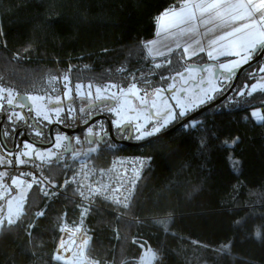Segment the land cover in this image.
Listing matches in <instances>:
<instances>
[{
  "label": "trees",
  "instance_id": "16d2710c",
  "mask_svg": "<svg viewBox=\"0 0 264 264\" xmlns=\"http://www.w3.org/2000/svg\"><path fill=\"white\" fill-rule=\"evenodd\" d=\"M183 1L0 0V89L32 92L69 69L72 83L126 84L108 78L146 70L145 43L155 35L157 17ZM177 55L169 56L171 71L133 83L145 91L166 89L185 70ZM257 63L223 102L192 121L196 126L117 149L150 157L120 216L101 205L83 222L75 201L58 196L45 205L34 183L17 221L0 227V264H83L54 258L63 226L82 222L90 238L86 264H136L141 245L151 249L153 264H264V121L255 123L252 105L246 106L261 109L264 94L236 96ZM111 153L103 148L99 157ZM41 164L49 181L60 180L62 163Z\"/></svg>",
  "mask_w": 264,
  "mask_h": 264
},
{
  "label": "rangeland",
  "instance_id": "374dc122",
  "mask_svg": "<svg viewBox=\"0 0 264 264\" xmlns=\"http://www.w3.org/2000/svg\"><path fill=\"white\" fill-rule=\"evenodd\" d=\"M212 4H217L219 7L208 8ZM241 5L243 7H240ZM165 13L169 16L165 17ZM173 13L176 15L173 16ZM249 13L251 16L248 15ZM162 17H164L163 21H161ZM235 17L243 18L234 19ZM155 25L154 37L145 43L147 57L144 60L148 62L146 70L140 68L138 72L133 71L124 78H117V76L108 78V80H122L126 84L121 82L94 85L72 83L69 77L71 69L67 73L59 71L58 74H51L44 86L28 92L30 104L33 105L31 115L36 119V123H42L46 115L65 111L68 106L53 109L51 107L69 98L81 99L84 101L83 105L88 101L111 100L114 102L110 110L113 123L117 128L125 123L133 124L135 135L140 139L147 136L143 132L145 127L154 122L150 115L160 117L163 112L169 113L164 122L159 124L155 122L157 127H152L153 130H151L154 134L160 127L176 117L193 113L212 102L222 88L230 83L228 73L255 58L259 46L257 42L264 41V0H241L234 6L229 3V0H185L159 15ZM175 52L181 55V57L177 56L185 70L177 74L166 89L145 91L142 86L139 87V84L137 86V82L133 83L145 76L160 74L165 69L171 71L172 61L169 56ZM194 66L202 67V69ZM112 75L108 73V76ZM163 76L161 80L167 78V71ZM245 80L236 94L239 99L255 93L264 94V55L257 65L248 71ZM168 90L173 91L174 94L166 93ZM16 93L17 90L14 89H0V103L11 102ZM255 104H246V106L252 105L249 109L250 118L255 123L261 124L264 121L263 107L260 109ZM196 124L192 122L184 126V130ZM76 148L98 152L97 146ZM76 148L73 150L76 151ZM56 151L55 146L53 149L38 151L34 155L28 153L11 156L0 153V160L11 165H20L27 160L47 163L55 160ZM231 165L237 172L238 161H232ZM33 184V181L17 175H11L7 184L0 183V222H2L0 227L3 224H12L8 222L9 220L17 221ZM67 228L79 238L87 237L88 246L85 253L88 254L90 238L85 234L83 227L78 226L73 229L63 226L62 231ZM141 247L142 251L136 264H153L155 256L151 249L144 245ZM71 249V255L67 260L79 258L80 243L75 244ZM88 261L90 262L87 259L83 264L89 263Z\"/></svg>",
  "mask_w": 264,
  "mask_h": 264
},
{
  "label": "flooded vegetation",
  "instance_id": "af4514ba",
  "mask_svg": "<svg viewBox=\"0 0 264 264\" xmlns=\"http://www.w3.org/2000/svg\"><path fill=\"white\" fill-rule=\"evenodd\" d=\"M219 74L217 75V77ZM234 78V74L228 75L230 85ZM227 85V84H226ZM166 93L174 94L173 91ZM26 96L29 101V94L17 91L11 102L3 101L0 103V114H3L4 121L1 126L0 153L7 155H23L36 154L38 151L57 148L55 163H58L65 155L67 149L70 151L78 146L98 147L101 149L113 147L120 149L124 147L136 148L129 144L123 145L119 142L136 144L144 142L156 135H159L172 128L184 117L178 116L174 120L160 127L157 132L152 134V127L164 122L168 116V112H163L160 117L151 116L152 121L143 132L147 134L143 139L135 135L134 125L125 123L118 127L113 123L110 110L114 106V102L109 99H103L97 102H87L82 104L81 99L69 98L64 102L52 105L53 108L66 107L65 111L52 113L44 116L42 123L37 124L31 112L33 105L29 107L22 102L21 97ZM30 103V101H29ZM41 113V112H40ZM95 116H101L100 119L90 124L80 134H73L76 129H81ZM183 117V118H182ZM157 122V124H155ZM154 123V124H153ZM50 128L52 130L50 131ZM16 134V135H15ZM147 144V143H146ZM145 145V144H144ZM143 146V145H141ZM140 147V146H137ZM52 161V162H53Z\"/></svg>",
  "mask_w": 264,
  "mask_h": 264
},
{
  "label": "built area",
  "instance_id": "2783aa9c",
  "mask_svg": "<svg viewBox=\"0 0 264 264\" xmlns=\"http://www.w3.org/2000/svg\"><path fill=\"white\" fill-rule=\"evenodd\" d=\"M107 149L113 151L106 157H99L95 151L72 149L66 158L58 161L62 163V174L57 182L47 179L48 167L39 162L27 160L11 165L0 160V183L7 184L11 175L31 180L39 186L45 205L58 196L72 199L83 209V222L92 208L101 205L109 206L120 216V211L131 204L136 185L150 165V157L117 153L113 147Z\"/></svg>",
  "mask_w": 264,
  "mask_h": 264
},
{
  "label": "water",
  "instance_id": "95a60500",
  "mask_svg": "<svg viewBox=\"0 0 264 264\" xmlns=\"http://www.w3.org/2000/svg\"><path fill=\"white\" fill-rule=\"evenodd\" d=\"M258 54L255 56V58H253L250 62L246 63L245 65H243L242 67H240L239 69L237 70H233L231 73L234 74V78L232 80V83L231 85L229 86V88L226 90V92L221 95L219 98H217L216 100L210 102L209 104L197 109L196 111H194L193 113H190L188 116L184 117L181 121H179L176 125H174L172 128L168 129L167 131L159 134V135H156L144 142H141V143H136V144H130V143H126V142H119L123 145H126V144H129L131 146H141V145H144L150 141H153L159 137H162L164 135H167V134H170L174 131H176L177 129L185 126L186 124L188 123H192V121L197 117L199 116L200 114L206 112L207 110L211 109V108H214L215 106L219 105L221 102H223L230 94L231 92L233 91L234 87L236 86L237 82H238V79L240 77V75L242 74V72L244 70H246L247 68H249L250 66L256 64L257 62H259L261 60V58L263 57L264 55V45H259L257 47V50ZM194 67H198V66H194ZM200 68V70L202 69V67H198ZM231 73H228V75H230ZM22 99V102L25 104V105H28L29 107H31L28 99L26 96H22L21 97ZM101 116H95L93 117L92 119L89 120V122L87 124H85L81 129H76L75 131H73L72 133L73 134H80L85 128H87L90 124H92L93 122L97 121L98 119H100ZM4 121V116L3 114H0V131H1V126H2V122ZM52 130V128H50V131ZM16 135V134H15ZM0 141L2 142L1 140V133H0ZM70 152V149H67L66 150V153H69Z\"/></svg>",
  "mask_w": 264,
  "mask_h": 264
},
{
  "label": "bare ground",
  "instance_id": "6f19581e",
  "mask_svg": "<svg viewBox=\"0 0 264 264\" xmlns=\"http://www.w3.org/2000/svg\"><path fill=\"white\" fill-rule=\"evenodd\" d=\"M85 241H87V244L84 243ZM62 243L64 244L63 249H61V247H60V245ZM77 243H80V246H81V250L78 251L79 252V258H77V259L74 258L72 260H74L75 262H78V263H85L87 261V259L89 260V258L87 257V255L85 253L86 248L88 246L87 237L79 238V237H77V235L73 231H71L68 228L64 229L62 231V235H61L58 247H57V251L54 254V257L61 256L62 259H59V260H67V258H69L71 255L72 246H74ZM56 260H58V259H56Z\"/></svg>",
  "mask_w": 264,
  "mask_h": 264
},
{
  "label": "snow or ice",
  "instance_id": "6c2138e0",
  "mask_svg": "<svg viewBox=\"0 0 264 264\" xmlns=\"http://www.w3.org/2000/svg\"><path fill=\"white\" fill-rule=\"evenodd\" d=\"M217 7H219V5H217V4H212V5H209V6H208V8H211V9H215V8H217ZM240 7H243V6L241 5ZM205 10H207V9H205ZM172 15L174 16V15H176V14L173 13ZM248 15L251 16V13H249ZM164 16H165V17H168L169 14H168V13H165ZM242 18H243V17H235L234 19H242ZM163 19H164V17L161 18V21H163ZM237 31H240V29H237ZM257 44H259V45H264V41H258ZM253 51H254V50H253ZM98 191H99V190H97V192H98ZM8 222H9V223H15L14 220H9ZM0 223H2V222H0ZM76 231H79V229H76ZM84 243L87 244V241H85ZM60 247H61V249H63V248H64V244L62 243V244L60 245ZM55 259H58V260H59V259H62V257H61V256H57V257H55Z\"/></svg>",
  "mask_w": 264,
  "mask_h": 264
},
{
  "label": "crops",
  "instance_id": "0c3cea01",
  "mask_svg": "<svg viewBox=\"0 0 264 264\" xmlns=\"http://www.w3.org/2000/svg\"><path fill=\"white\" fill-rule=\"evenodd\" d=\"M185 1V0H184ZM239 1H241V0H229V3L231 4V5H236ZM227 3H228V1H227Z\"/></svg>",
  "mask_w": 264,
  "mask_h": 264
}]
</instances>
